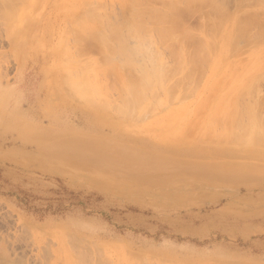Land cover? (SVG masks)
I'll return each instance as SVG.
<instances>
[{"label": "rangeland", "instance_id": "obj_1", "mask_svg": "<svg viewBox=\"0 0 264 264\" xmlns=\"http://www.w3.org/2000/svg\"><path fill=\"white\" fill-rule=\"evenodd\" d=\"M27 1L15 3L14 11L23 13L15 20H7L0 7V264H264V165L262 172H243L241 163L254 168L261 162L228 141L222 145L224 151L230 146L242 152L230 153L229 148L224 159H215L161 140L157 135L163 126L155 121L166 122L176 110V102L152 109L149 115L143 113V121L142 115L135 120L148 131L97 121L95 108L87 106L79 95L54 87V49L61 44L60 33L69 26L61 15L70 13L72 0ZM95 1H104L105 6L96 2L93 7L102 9L107 22L122 23L127 11L124 0ZM162 1L170 2L140 0L143 6L138 8L146 13L150 9L145 8L153 7L157 12L167 11ZM221 1L228 11L237 9V0ZM261 3L258 10L247 9L240 15L241 22H263L264 1ZM35 4L40 6L32 9ZM191 4L172 6L169 24L161 25L171 28L174 23L186 28L189 41L184 38L183 43L189 52L198 48L202 25L220 17L213 7H205L207 4ZM146 18L152 23L145 20L150 28L161 27ZM260 22L249 34L256 44L245 46L242 41L238 60L257 59L263 65L261 49H257L264 29L261 26L258 31ZM89 36L82 35L80 42L76 36L79 44L77 40L71 44L69 39L76 60H84L78 62L83 65L93 59L106 67L101 65L105 59L99 44ZM160 41L156 40L154 47L175 66V46L165 42L161 48ZM165 45L173 50L168 51ZM76 49L85 56L79 59ZM132 73L125 72L128 78L135 76ZM225 73L220 71L217 78ZM106 76L100 85L115 86L114 93L101 94L97 99L104 100L97 103H118L123 97L118 88L121 84L114 75L115 79L112 74ZM262 78L261 68L257 81L246 84V96L237 100L240 115L249 108L260 109L256 112L264 115ZM194 99L191 96L188 103ZM190 110L188 117L196 114L195 107ZM242 117L244 123L249 121L247 114ZM96 144L110 149L102 162L93 154L82 153L83 146L94 150ZM197 146L204 148L205 143ZM256 148L264 154V139ZM122 151L130 157L124 156L116 164V160L108 161L119 159ZM232 163H238L234 167L240 170L233 173L237 177L227 179Z\"/></svg>", "mask_w": 264, "mask_h": 264}, {"label": "bare ground", "instance_id": "obj_2", "mask_svg": "<svg viewBox=\"0 0 264 264\" xmlns=\"http://www.w3.org/2000/svg\"><path fill=\"white\" fill-rule=\"evenodd\" d=\"M17 1L19 0H0L2 15L7 20H15L23 16V13H20V11V14L14 11ZM31 1L32 0H28L27 2ZM144 1L145 0H143V2ZM96 2L105 6V3H103L104 1L94 0L91 2L89 0H72L71 4H74V6L71 7L70 13L68 15H61V17H64V20L69 22V26L63 35L60 33L62 35V40L60 39L61 35L59 37V42H61V44L59 48L54 49V87H65L68 88L71 93L73 92V95H75V93L79 95V98L82 99L87 106L95 108L97 121L99 120L106 124H110L111 122V125L115 128L128 126L134 131L149 130L147 127L141 128L138 125L139 122L135 121L140 119L141 115L143 118L141 117L142 119L140 120L143 121V119H145V114L143 113L149 115L150 112L153 111L152 109L156 110L165 104L176 102V110H172L166 122H163V120L155 121V123H161L163 126V131L157 135L161 140H164V142L175 148H190L197 156L202 157L206 154L208 157L215 159H222L229 148L231 149L228 151L230 153H233V151L238 152L239 150H234L232 148L233 145L236 144L244 151L248 150L247 153L251 154L250 157L258 159L261 162L254 168L253 165H249L247 162L241 163L242 170H244L243 172H262L260 167L264 165V154L256 148V145L260 140L264 139V115L262 116L260 112H256L258 110L260 111V109L256 111L253 108L244 110V103V105L242 104L244 108L242 107L240 111L242 113V110H244L245 114L243 112L242 115H240L237 106L238 98H244V95L246 96V84L248 81L249 83L250 81L253 82V80L257 81V79H255L256 73H258L261 68L264 69V29H262L264 28V21H248L247 24L245 22L243 23V21L241 22V18L239 17L245 13L247 9V11L250 9L252 11V8L253 11H255L254 9L258 10V7L262 4V0H237V3H235V8L237 9L234 11L225 9L226 6H223L224 1L222 3L221 0H170V2L166 3L162 1L163 4L167 6L165 8L168 10H171L173 7L175 8L174 5L177 6L179 3H186V5L201 3L207 4L205 7L208 5L210 6H208V8L213 7L218 11L217 13L220 14L219 19L216 17L215 19L217 20L213 22L210 21L211 26H206L210 22H207L206 25L204 23V26L202 25L204 28L202 31L201 27L200 43H198V48L196 47L197 45L194 46L197 49L193 52L192 50L191 52L187 51L190 48L186 50V46L184 45L186 42L183 43L184 38L190 35V32L186 28H181V26L178 28L174 23H170V25L172 24V26H174L171 28H169L170 26H161L166 23L169 24L168 21L171 18L170 13L173 12H168V10L157 12L159 10L153 7L154 10H156L155 12L153 8H145L146 11L150 9L148 13L151 12V15L149 14L148 16V13L138 8L140 0L139 3L138 0H124L123 5L127 11L125 12L126 14L122 23L117 25L118 23H114L115 21L113 24L107 22V15L104 14L101 8L95 9L96 7H93L97 4ZM231 2L234 1L231 0ZM145 4L146 3H144V5ZM39 6L40 5L35 4L32 9ZM107 14H109V12ZM261 14H263V12H261ZM146 16L150 17V20L152 19L151 22L161 27L150 28L147 25L149 24V18L148 20L147 18L145 19ZM258 17L254 19L258 20ZM173 19L175 20V18ZM145 20H147L148 23L145 22ZM170 22H172V20ZM259 22L260 26L258 31H260L261 26L263 27H261V35L258 34L261 40H259L257 44V49H261L263 65H260L257 59H252V62H249L250 58L249 60H238L241 56L240 52L242 49L240 43L242 41L245 43V46L250 45V43L256 44V41H252L251 39L252 35L249 37V34H251L252 27L257 23L259 24ZM175 26L180 30H177ZM72 34L76 35L77 39L80 37L79 42L82 40V35H91L89 39L93 37L97 41L101 48V50L100 48L99 50L102 55H104L103 57L105 60H101L103 58L100 59L101 63H104L100 64L106 65V67L102 68L99 63L93 59L90 61L85 60L87 63L83 65L79 64L78 62L82 63L84 60L77 61L74 56L72 47H70L69 44V39H71L70 37ZM154 34H157L155 35L156 38H154ZM76 36H74L75 38L73 39L77 40ZM187 39L185 38V41ZM75 40L72 41L71 39V44L76 42ZM156 40H158V43L161 40L160 43L163 44H159L161 48H163L165 42H170L175 46L176 51H173V56L171 55L174 58L172 60L176 62L173 64L175 66H170L166 59L163 58L160 51L154 47L155 44H158L155 42ZM129 41H133V43L130 44ZM76 43L79 44L78 40ZM165 46L169 49L167 45ZM170 47L171 49L168 51L173 50L171 45ZM161 51H165V49H161ZM77 52L78 50L76 49L75 55H78L79 59L82 55L85 56L83 52L81 56L80 53ZM79 52H81L80 49ZM141 58L142 61H139ZM117 59L119 61H117ZM207 69L209 75H207ZM220 71L226 72L225 77L217 78ZM125 72L126 74L133 72L135 76L131 75V77L128 78L129 76L127 75V77ZM106 74H112L113 79L116 77L121 84V88L118 83L117 86L123 91L122 100L118 103H115L116 100L113 101L115 98L112 100V98L109 97L113 101L111 103L108 102L111 104L109 105L110 107L107 106L108 103L106 101H103L104 103L101 101H99L101 103H97V100L101 98V94L107 95L108 92L111 94L112 92L114 93L115 86L108 85V87L106 85L105 88L100 85V79L104 78L105 80ZM263 80L262 78L261 81ZM256 81L254 82L255 84L253 83L254 87L257 84ZM251 89H254V92L256 91L255 88ZM250 91L253 92L252 90ZM249 95L253 94L251 93ZM163 96L165 98H162ZM191 96H195V99L188 103ZM97 97L100 98L97 99ZM240 98L239 100H241ZM105 100H107V97ZM187 105L190 107L188 108ZM194 107L196 114L188 117V113L192 111L190 108ZM187 109L188 112L186 111ZM110 110L113 111L111 113L112 115L109 113ZM263 113L264 112H262V114ZM181 114H184L186 117L181 118ZM246 114L249 117H246L249 121L247 123L245 122V124L242 116ZM186 119L188 120L186 121ZM124 120H129L130 122H124ZM201 141L205 143L204 148H199L197 146L198 142ZM226 141L229 143L231 142L233 145L230 143L232 147L228 146L229 148H225L226 150L224 151L222 145H224ZM55 150L56 149H54V152ZM107 151H110V149L104 146L101 147L98 144L94 146V150H91L87 145L82 147V153L85 152L84 154H86L84 156L93 154L95 158L100 159L101 162L107 158L104 154ZM239 152L241 153L242 151ZM121 154L123 155L120 156L119 159L114 157L108 161L111 162L112 160H116L113 162L116 164L119 163V161H123L124 156L130 157L127 152L122 151ZM242 157H245V155L243 154ZM129 162L133 163L132 160ZM234 165L239 164L232 163L230 165L228 170L230 173L227 174V179L237 177V174L233 173L236 169L240 170V167L235 168ZM141 166L142 165H140V168H142ZM149 171L151 172L153 170Z\"/></svg>", "mask_w": 264, "mask_h": 264}]
</instances>
